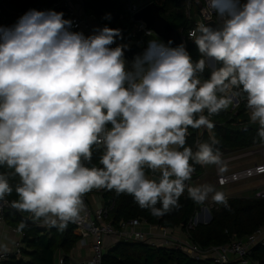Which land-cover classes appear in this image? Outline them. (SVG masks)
I'll list each match as a JSON object with an SVG mask.
<instances>
[{
  "label": "clouds",
  "instance_id": "1",
  "mask_svg": "<svg viewBox=\"0 0 264 264\" xmlns=\"http://www.w3.org/2000/svg\"><path fill=\"white\" fill-rule=\"evenodd\" d=\"M206 4L216 21L189 31L196 60L184 42L150 39L129 61L132 46L116 44L121 29L86 36L51 9L0 26V203L15 191L13 208L59 230L82 220L94 189L130 195L157 218L179 208L185 190L197 204L211 194L229 208L214 185L187 183L195 165L227 170L220 141L198 139L194 150L187 137L211 131L209 117L239 98L264 143V0Z\"/></svg>",
  "mask_w": 264,
  "mask_h": 264
},
{
  "label": "trees",
  "instance_id": "2",
  "mask_svg": "<svg viewBox=\"0 0 264 264\" xmlns=\"http://www.w3.org/2000/svg\"><path fill=\"white\" fill-rule=\"evenodd\" d=\"M58 0H8L0 4V26H12L20 17L30 9L36 10H55L63 12L64 18L68 19L65 8L57 4ZM161 7V15L165 17L175 29H181L184 33L191 27L198 18L199 2L190 3V16L188 20L185 16V0H152ZM192 7V8H191ZM85 9L88 13L95 16L96 21L101 27L107 25L112 28H119L123 32L124 40L116 44L129 43L135 41L130 51H126L125 56L132 53H140L145 46H137L138 38L133 34V22L130 20L124 6L123 0H85ZM106 14L111 15L110 20L104 19ZM180 27V28H179ZM113 45V47L116 46ZM186 47L193 60L199 58V53L195 44L191 40L186 41ZM205 77L209 75L205 71ZM207 113V112H206ZM215 127L202 134L201 141H209L211 135H215L220 141L221 153L225 151H238L252 148L261 143L257 136V124L249 123V116L245 108L244 101L235 110L221 111L217 115L210 116ZM191 133L187 137V145L194 147L198 130L189 129ZM100 153L94 152L93 163H97ZM202 169L201 165H195V174ZM5 169L0 168V171ZM18 182V178H13V186ZM101 192L105 203L114 201V207L110 212L109 218L113 224H117L121 219L128 220L139 217L152 224L170 227H179L186 223L198 209L199 204L195 203L188 196L187 190L179 198L180 207L172 210L163 217L151 215L147 209H141L132 196L126 194L117 195L115 191L92 190L86 194V199L90 194ZM7 200H18V196L13 191ZM229 208L222 204H216L217 208L211 209V220L208 223H198L191 230V238L199 246L206 248L210 246L225 245L232 238H243L251 234L259 226L264 225V198L256 199L248 197H227ZM159 207V205H157ZM27 212L17 214L10 212L5 216L7 224L18 227L21 222L25 223L23 232L24 246L21 249L23 258H10L2 264H55V255L62 251L64 256L62 264H71L68 253L74 247L79 234L74 225L69 223L64 230L57 227L43 228L25 219ZM252 257L264 264V245L256 246L252 251ZM103 264H215L210 260L195 261L182 252L172 249H161L151 247L139 242L119 241L110 247L103 256Z\"/></svg>",
  "mask_w": 264,
  "mask_h": 264
},
{
  "label": "built area",
  "instance_id": "3",
  "mask_svg": "<svg viewBox=\"0 0 264 264\" xmlns=\"http://www.w3.org/2000/svg\"><path fill=\"white\" fill-rule=\"evenodd\" d=\"M7 1L8 0H0V4ZM123 1L125 10L129 15L130 20L133 22L134 36L138 37L140 34L147 35L148 32L153 34L154 32L146 27L144 21L134 19V15L152 0ZM191 2L196 3L199 1L187 0L184 13L188 20H191L189 12ZM57 4L65 8L68 19L73 21L72 31H80L87 36L91 35L93 29L97 27L95 16L88 13L85 9V0H58ZM209 21H216V17L207 7L206 0H202L199 7L198 18L194 22L193 27L189 28L186 33L182 30L179 31L182 42L186 44V41L190 40L188 38V33L196 27L197 23H207ZM118 41L119 40H117V42ZM161 41L167 43L163 39H161ZM241 102H243V100H240L239 98L237 101H234L232 109L235 110ZM205 115H207L206 112ZM209 119L211 120L210 117ZM204 132H209V130H198L195 142L198 139L201 140ZM193 149L195 150V144ZM261 167H264V156L259 163L232 172L219 173L218 170H216L214 183L216 186H226L228 184L263 175L264 172L258 171ZM221 181H223V183H221ZM187 183L189 184V181ZM98 193L101 194V192ZM251 197L256 199L264 198V187L253 189ZM101 200L103 201V199ZM7 201V204L0 203V228L6 223L5 216L8 213H23L11 206L12 201ZM84 201L86 210L81 214L82 220L78 223L72 224L79 234V243L81 247H87L90 253L88 256L79 259L73 264H103V256L106 254L108 247L104 243L105 237H110L112 239L110 246L115 245L121 240L126 242H139L151 247L172 249L182 252L185 256L195 261L210 260L215 264H261L257 259L252 257V251L256 246L264 245V225L259 226L251 234H248L243 238H232L230 242L225 245L203 248L193 241L190 232L198 223H200L199 219L203 218L204 222H206L209 214H211V209L217 208V203L212 201V199L208 198L205 203L199 204V207L194 212L193 216L179 227L152 224L139 217L128 220L121 219L117 224H113L109 218L110 212L114 207L113 200H110L107 203L103 201L100 206H93L90 203L88 204L85 198ZM25 219L28 222L35 223L42 227L40 222L32 219L30 213L25 215ZM9 229L16 235V238L9 249L6 251H0V264L10 258H23L21 249L24 246L23 239L25 234L24 232H22V234L17 233V227L10 226Z\"/></svg>",
  "mask_w": 264,
  "mask_h": 264
},
{
  "label": "rangeland",
  "instance_id": "4",
  "mask_svg": "<svg viewBox=\"0 0 264 264\" xmlns=\"http://www.w3.org/2000/svg\"><path fill=\"white\" fill-rule=\"evenodd\" d=\"M137 38H138L137 43L139 42L140 47L145 46L147 44V41L150 39H157L161 41V39L157 37H153V35L140 34ZM134 42L135 41H131L128 44L132 45ZM134 55L126 56L127 60L131 61ZM231 109H232V105L229 107L227 111H231ZM248 151H250V153H245ZM251 151H256V153L252 154ZM241 152L244 154H242ZM241 152L240 154L242 155H237L238 157H241V158H237V159L231 160L226 163L227 170L224 173H228L231 171L244 168L246 166L252 165L253 162H255L256 160H261L262 157L264 156V143L260 145H256L252 148L242 150ZM223 156H227V154ZM201 167L202 169L200 170L198 174L194 173V175H192V179L189 181V184L191 186H199L202 184H212L215 186V189L217 191L223 192L228 197L252 196L253 187L258 184L264 183V174H263V175H260L259 177L245 179V180H242L236 183L228 184L226 186H216L214 183V179L216 175V166L215 165H205ZM209 199H211V194L209 195ZM199 222L203 223L204 219L200 218Z\"/></svg>",
  "mask_w": 264,
  "mask_h": 264
},
{
  "label": "crops",
  "instance_id": "5",
  "mask_svg": "<svg viewBox=\"0 0 264 264\" xmlns=\"http://www.w3.org/2000/svg\"><path fill=\"white\" fill-rule=\"evenodd\" d=\"M138 1H142V0H138ZM185 4L187 3V0H185ZM157 3V2H156ZM158 4V3H157ZM190 8V7H189ZM192 8V7H191ZM190 11V10H189ZM163 16V15H162ZM97 27H101L100 24L97 22ZM180 28V27H179ZM178 31H180L179 29H177ZM153 35V37H157L159 39H161L160 37H158L155 33L151 34ZM135 53H132V55H134ZM233 110V109H231ZM245 150V149H244ZM250 150V149H249ZM242 150H238V151H225L222 153V159L224 160L225 163L231 161V160H234V159H237V158H241V157H237V155H242L244 153L241 152ZM240 152L242 154H240ZM252 154L256 153V151H251ZM239 153V154H237ZM245 153H250V151L248 152H245ZM227 154V156H223ZM251 154V155H252ZM237 157V158H232V157ZM249 156V155H247ZM261 159V158H260ZM261 160H256L255 162H253V164L255 163H259ZM247 167V166H246ZM216 170H217V167H216ZM232 172V171H231ZM259 177V176H257ZM261 187H264V183L262 184H258L256 186L253 187V189H256V188H261ZM227 196V195H226ZM102 199V196L101 194H99L98 192L96 193H92L90 194L86 200L88 202V204L90 203L91 205L93 206H100L103 201L101 200ZM10 225L7 224V222L1 226L0 228V244H5L7 246V249H9L11 246H12V243L14 242L15 238H16V235L13 234L10 229H9ZM43 228H48V226H42ZM111 238L110 237H105L104 238V243L107 247V250L112 247L110 246V243H111ZM89 249L87 247H81L80 243H79V240H77L76 244L74 245V247L70 250V252L67 254L69 259H70V262L71 264H73L74 262L78 261L79 259L83 258V257H86L89 255ZM64 256V253L62 251H58L55 255V264H60L62 263V258Z\"/></svg>",
  "mask_w": 264,
  "mask_h": 264
},
{
  "label": "water",
  "instance_id": "6",
  "mask_svg": "<svg viewBox=\"0 0 264 264\" xmlns=\"http://www.w3.org/2000/svg\"><path fill=\"white\" fill-rule=\"evenodd\" d=\"M161 10L162 7L159 4L151 1L147 5L143 6L134 15V19L144 21L147 28L151 29L158 37L165 40L166 42L172 40V46L179 45L180 43H182L180 32L175 29L165 17L161 15ZM214 22L215 21H209L207 23ZM210 220L211 214H209L208 220L204 223H208Z\"/></svg>",
  "mask_w": 264,
  "mask_h": 264
}]
</instances>
